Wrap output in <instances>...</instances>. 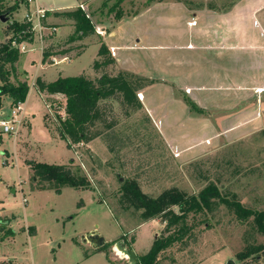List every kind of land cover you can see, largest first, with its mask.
Wrapping results in <instances>:
<instances>
[{
  "label": "rangeland",
  "instance_id": "374dc122",
  "mask_svg": "<svg viewBox=\"0 0 264 264\" xmlns=\"http://www.w3.org/2000/svg\"><path fill=\"white\" fill-rule=\"evenodd\" d=\"M22 2L5 0L4 6L16 3L18 10ZM24 14L17 17L13 12L8 14V21H0V46L13 35L8 27L13 22L30 23L34 28L36 17L28 22V13ZM25 43L33 41L12 46L23 55L19 57V69L27 74L14 69L11 76L13 83L26 82L29 87L23 104L24 120L16 136L0 135V264L128 263L113 252L120 240L138 256L146 254L154 239L166 235V223L161 219L143 220L141 211L128 207L122 187L131 182L151 198L172 188L197 195L208 184H215L227 198L264 212L263 95L257 97L261 111L252 112L253 121L242 137L237 133L239 137L230 141L220 139L207 145L196 143L187 129L169 128L168 138L177 142L171 145L158 127L163 122L155 123L144 109L129 110L118 101L104 100L100 103L104 118L114 126L104 130L96 124L92 130L101 131L98 138L71 144L69 149L58 131L60 121L67 117L65 97L38 92L35 77L44 75L46 81L53 82L59 73L75 77L84 71L85 76L98 78L91 71L94 50L90 47L78 58L46 67L40 50L23 54ZM62 50L43 47L41 51L55 54ZM109 74L115 76V70ZM136 98L141 104L142 94L136 92ZM8 99H0V109L5 112L12 104ZM32 161L65 165L85 176L89 188L64 187L61 194H56L52 184L34 179L27 165ZM173 210L177 212V208ZM185 223L191 231L160 253L157 264H264V236L256 232L252 218L239 220L219 205L211 212L190 214ZM91 229L106 241H113L106 243L109 245L103 251H93L90 244L81 245L82 236ZM247 252L252 254L239 259V254ZM87 253L91 258L84 260Z\"/></svg>",
  "mask_w": 264,
  "mask_h": 264
},
{
  "label": "crops",
  "instance_id": "0c3cea01",
  "mask_svg": "<svg viewBox=\"0 0 264 264\" xmlns=\"http://www.w3.org/2000/svg\"><path fill=\"white\" fill-rule=\"evenodd\" d=\"M80 5L94 33L67 42L75 27L63 14L80 10ZM37 10L43 17L35 18L33 43L23 45V54L40 50L48 67L78 58L91 47L93 64L104 44L113 52L109 73L114 69V75L128 73L146 82L137 91L143 98L140 108L155 123L163 122L158 127L165 138L173 128L189 130L200 145L230 141L245 134L253 111H261L257 97L264 98V0H25L14 14ZM43 47L68 52L44 59ZM19 61L15 69L21 71ZM38 77L50 83L44 75ZM58 78L65 77L59 73ZM186 100L194 104L192 111ZM70 241L77 245L75 238ZM88 258L87 253L84 260Z\"/></svg>",
  "mask_w": 264,
  "mask_h": 264
},
{
  "label": "trees",
  "instance_id": "16d2710c",
  "mask_svg": "<svg viewBox=\"0 0 264 264\" xmlns=\"http://www.w3.org/2000/svg\"><path fill=\"white\" fill-rule=\"evenodd\" d=\"M4 1L0 0V16L8 17V14L15 12L18 6L14 3L6 7ZM63 15L73 19L75 27L74 33L67 42L76 41L94 33L89 18L80 10ZM8 27L13 35L7 43L0 46V99L7 96L12 103H24L29 91L28 85L26 82L16 81L13 83L11 81L15 64L20 57L18 49L14 48L12 43L31 41L33 30L30 23L13 22ZM67 52L65 49L55 54L49 51H43L42 54L43 58L47 59L49 56L64 55ZM97 57L99 60L93 62L92 70L100 75L98 78L91 79L81 74L75 77L58 78L50 83L42 81L39 77L35 80L36 88L40 92L60 94L65 97L67 117L60 121L58 131L69 149L71 144L90 143L98 138L101 131L92 130L96 124L102 125L104 130H109L114 126V122H106L104 118L103 110L100 107L102 101L113 99L129 110H138L141 107L136 98V92L144 85L143 80L128 73H120L115 76L109 74L107 69L114 64V59L104 44L100 45ZM186 103L191 109H194L195 106L192 102L186 100ZM27 165L33 172L34 179H38L40 183L52 184L56 194H60L64 187L76 190L89 188V182L85 176L73 173L65 165H50L34 161L28 162ZM122 193L128 207L141 211V219H161L166 223V235L154 239L148 252L138 257L137 264H157L160 253L181 241L191 231L185 223L190 214L211 212L219 205L231 210L239 220L252 218L256 232L264 236V212L250 210L238 201L227 198L215 184H208L197 195H187L172 188L151 198L142 193L136 183L131 182L122 187ZM174 208H177V212L173 210ZM173 227L176 229L171 230ZM108 245L105 244L98 251H103ZM251 254L252 252H247L244 255L239 254L238 257L243 259Z\"/></svg>",
  "mask_w": 264,
  "mask_h": 264
},
{
  "label": "built area",
  "instance_id": "2783aa9c",
  "mask_svg": "<svg viewBox=\"0 0 264 264\" xmlns=\"http://www.w3.org/2000/svg\"><path fill=\"white\" fill-rule=\"evenodd\" d=\"M27 3L33 2V0H26ZM79 9L81 11H86L84 6L80 5ZM87 16V14L84 12ZM38 16L39 18L43 17V12L41 10H37L34 13H28L25 15L26 20L28 22L32 21V17ZM88 17V16H87ZM33 30V29H32ZM14 43V42H13ZM16 44V43H14ZM111 52V51H110ZM112 55V53H111ZM22 102L12 103L8 107V112H5L3 109H0V135H8V136H16L19 128L22 125V121L24 120V107Z\"/></svg>",
  "mask_w": 264,
  "mask_h": 264
},
{
  "label": "water",
  "instance_id": "95a60500",
  "mask_svg": "<svg viewBox=\"0 0 264 264\" xmlns=\"http://www.w3.org/2000/svg\"><path fill=\"white\" fill-rule=\"evenodd\" d=\"M0 21L6 22L8 20H7V17H5L4 15H1ZM82 244H90L93 249H99L103 247L106 244V242H105V239L99 235L97 230L94 229L90 232H87L84 236H82ZM115 249H118L121 256L127 259L128 264L138 263V257L136 256L135 252L131 249H126V246L122 240L114 244L113 252H116ZM227 264H233V262L229 261Z\"/></svg>",
  "mask_w": 264,
  "mask_h": 264
},
{
  "label": "bare ground",
  "instance_id": "6f19581e",
  "mask_svg": "<svg viewBox=\"0 0 264 264\" xmlns=\"http://www.w3.org/2000/svg\"><path fill=\"white\" fill-rule=\"evenodd\" d=\"M115 251H116V252H115L116 256H120L121 258H124V259H125V257H122V256H121V254H120V252L118 251V249H115Z\"/></svg>",
  "mask_w": 264,
  "mask_h": 264
}]
</instances>
